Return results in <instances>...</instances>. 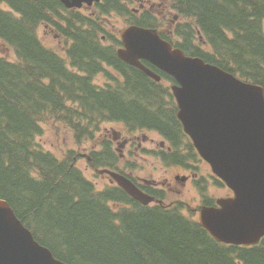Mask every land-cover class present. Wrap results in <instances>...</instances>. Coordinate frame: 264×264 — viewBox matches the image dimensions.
<instances>
[{
  "label": "trees",
  "instance_id": "16d2710c",
  "mask_svg": "<svg viewBox=\"0 0 264 264\" xmlns=\"http://www.w3.org/2000/svg\"><path fill=\"white\" fill-rule=\"evenodd\" d=\"M168 1L175 14L166 17L177 19L170 35L162 33L166 21L150 9L135 13L129 0H101L91 10L60 0H0V42L14 51L13 60L0 55V199L65 264H264V239L254 247L222 244L182 204L167 205L162 191L150 194L163 205L149 206L119 187L98 191L74 152L60 158L38 141L45 125L59 124L77 138L108 123L162 132L175 142L181 136L167 88L119 59L122 42L107 28L111 16L157 29L187 56L264 89V0ZM40 29L63 42L65 56ZM100 76L106 86L95 83ZM119 161L109 142L93 153L96 168L125 174Z\"/></svg>",
  "mask_w": 264,
  "mask_h": 264
},
{
  "label": "water",
  "instance_id": "95a60500",
  "mask_svg": "<svg viewBox=\"0 0 264 264\" xmlns=\"http://www.w3.org/2000/svg\"><path fill=\"white\" fill-rule=\"evenodd\" d=\"M69 9L100 0H60ZM118 57L156 82L161 77L146 61L171 76L177 117L200 156L234 191L220 206L203 207L200 224L217 241L256 245L264 236V89L185 53L155 29L130 26ZM129 196L147 206L155 199L127 177L104 170ZM184 180V179H182ZM0 264H65L37 242L10 204L0 199Z\"/></svg>",
  "mask_w": 264,
  "mask_h": 264
},
{
  "label": "rangeland",
  "instance_id": "374dc122",
  "mask_svg": "<svg viewBox=\"0 0 264 264\" xmlns=\"http://www.w3.org/2000/svg\"><path fill=\"white\" fill-rule=\"evenodd\" d=\"M129 4L131 5V10L138 11V13L142 12L143 9H150L159 20H165L168 16L173 14V9L168 0H145L144 5H142L140 1L129 0ZM86 9H88V6ZM110 19H112V21L109 22L107 28L113 34H120L127 25L126 21L117 16H111ZM39 35L47 42L48 46H51L59 54L65 56V46L61 40L58 41L52 35L48 36L43 29L39 30ZM0 55L4 57L7 56L12 60L14 59V51L1 42ZM95 80L96 83L103 85L106 79L100 76L95 78ZM143 134L147 139H152L157 143L162 140L160 136L149 131L137 132L134 136L132 133H129L122 124L112 123L106 125L102 124L98 130L93 132L92 137L85 138H77L76 133L65 124H59L54 127L45 125L44 133L38 138V141L45 149L55 153L60 158H63L70 151L74 152L79 169L88 180L95 184L98 191H102L106 189L105 187L116 186L117 182L108 175H97L99 173L88 163L86 155L91 156L93 152H100V146L106 141L122 140L123 138H127V136L132 138L139 137V142H142ZM113 145V149L120 160L118 164L120 166L119 168H122V170L127 173V176L132 175L135 179L142 182H144V180L158 182V185H160V187L162 186L166 191V203L170 205L180 203L182 207L188 204L190 210L184 208L183 212L190 217L194 215L195 218H198L196 215L199 214L195 213L194 210L200 208L202 204L201 198L203 193L200 187H203L206 194L205 196L211 200L216 201L226 195V190L221 186H217L212 179L210 166L207 163L197 160V158H194V155L189 152L184 153L186 157L185 161L188 162L187 164L190 163L189 166L193 165L191 168H193V172L197 174L199 182V184L196 185L192 182H188L189 180L187 179L185 183H181L183 182L181 180H176L177 176L185 173L182 171L184 170L182 166L164 163L156 156L145 152L144 147L147 148L151 145L149 141L141 148L139 147L136 149L135 146L131 154H127L121 146ZM128 161L132 167H130V165L127 166Z\"/></svg>",
  "mask_w": 264,
  "mask_h": 264
},
{
  "label": "flooded vegetation",
  "instance_id": "af4514ba",
  "mask_svg": "<svg viewBox=\"0 0 264 264\" xmlns=\"http://www.w3.org/2000/svg\"><path fill=\"white\" fill-rule=\"evenodd\" d=\"M142 1H145V0H142ZM109 82H104L103 85L101 86H106ZM161 85L163 88H167V90L169 91V94L166 96V99L165 101H167L168 103H172L174 104L176 107H177V102H176V99L175 97L172 95V87L177 85V83L175 82H164V81H161L160 82ZM177 111H178V107H177ZM177 111L175 113V117L177 119ZM177 123L179 124V127L181 128V136L178 138V140L175 142L174 140H172L170 138V136L168 135H164L162 132H158V131H149V132H152V133H155L157 134L158 136L161 137V141L159 143L155 142L154 140L152 139H147V137L143 134V141L142 142H139V137H136V138H132L130 136H127V138H123L122 140H113V141H108L109 143H111L112 147L114 148V145H119L121 146L126 152L127 154H131L132 153V149L136 146V149L137 148H141L143 147V145L147 144L148 141H149V144L150 147H144L145 149V152L151 154V155H154L156 156L157 158L161 159L163 161V155L164 154H169V157L171 159L170 163L173 164V165H180L182 166V168H184V171L185 173L183 175H179L176 177V180L177 181H182V179H184L185 181L181 182V183H185L186 182V179L189 180L188 182H192L196 185V178L197 177V174H195L193 172V168H191L193 165L189 166V164H187L188 162H186V157H185V152H189L188 150L189 149H192V154L194 155V158L198 157V160H199V156L197 155V152L193 146V143L191 141V139L185 134L184 132V129H183V126L182 124L180 123V121L177 119ZM127 131L129 133H132L134 136L137 132H130L128 129ZM142 132V131H140ZM141 134V133H140ZM170 138V139H169ZM100 152L103 150V144L102 146H100ZM98 152V151H97ZM95 153V152H93ZM176 153H180V155L178 156H182V160H181V163H175L173 161L174 159V155ZM190 153V152H189ZM127 157V156H126ZM91 158V156H90ZM192 158V159H194ZM88 163L93 167L95 168V165H93V158H91ZM129 161L127 163V166L129 165ZM111 169V168H109ZM122 170V168L120 169ZM123 172H125L124 170H122ZM126 173V172H125ZM106 176V175H105ZM130 178H132V181L142 190L144 191L145 193L151 195L150 193H154V192H164L166 193L165 189L162 188V186L160 187V185H158V182H154V181H150V180H144V182L142 181H139L137 179H135L132 175L129 176ZM152 196V195H151ZM233 196V193L231 191L229 192H226V195L225 197H222V198H229ZM204 198V196H203ZM217 201V200H216ZM201 202L203 203L204 202V199L201 198ZM216 205V202H214L213 206ZM200 206V205H199ZM198 206V207H199ZM184 208H186L187 210H190L189 208V205L187 204L186 206H184ZM200 208H196L194 210L195 213H198V210Z\"/></svg>",
  "mask_w": 264,
  "mask_h": 264
}]
</instances>
